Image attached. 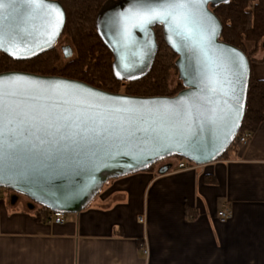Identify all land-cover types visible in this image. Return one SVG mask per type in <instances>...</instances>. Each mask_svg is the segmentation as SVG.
Masks as SVG:
<instances>
[{
	"label": "water",
	"instance_id": "water-1",
	"mask_svg": "<svg viewBox=\"0 0 264 264\" xmlns=\"http://www.w3.org/2000/svg\"><path fill=\"white\" fill-rule=\"evenodd\" d=\"M229 1L204 0L187 24L140 26L133 13L159 0H114L99 15L98 33L123 81L151 69L155 28L162 27L185 87L172 97L109 93L63 77L0 74V188L51 212L74 214L108 181L162 160L179 157L198 166L218 161L239 135L251 78L248 57L220 40L222 23L211 9ZM47 2L62 13L56 29L46 10L3 0L0 53L28 60L57 45L66 14L59 2Z\"/></svg>",
	"mask_w": 264,
	"mask_h": 264
},
{
	"label": "crops",
	"instance_id": "crops-1",
	"mask_svg": "<svg viewBox=\"0 0 264 264\" xmlns=\"http://www.w3.org/2000/svg\"><path fill=\"white\" fill-rule=\"evenodd\" d=\"M251 76L264 80V41ZM253 133L228 158L193 170L172 172L168 158L112 179L61 225L6 190L0 264H264V122ZM224 208L232 218L221 222Z\"/></svg>",
	"mask_w": 264,
	"mask_h": 264
},
{
	"label": "trees",
	"instance_id": "trees-1",
	"mask_svg": "<svg viewBox=\"0 0 264 264\" xmlns=\"http://www.w3.org/2000/svg\"><path fill=\"white\" fill-rule=\"evenodd\" d=\"M54 1L62 5L66 14V24L60 39L66 37L70 40L71 44L68 47L71 54L66 57L64 51V57L72 60L65 66H60L58 64L60 55L56 46L28 60H15L0 53V74L24 72L63 77L84 82L109 93L137 97H172L184 90L176 65L178 55L167 44L161 26L155 28L158 49L151 69L140 78L123 81L115 75L113 53L97 30L99 15L114 0ZM211 9L222 23L220 40L240 49L252 65L260 44L264 41V0H230ZM172 73L178 75L174 91L169 89ZM122 83L125 85L122 86ZM263 122L264 80H257L251 76L246 111L239 135L255 132ZM240 148L241 144L237 137L220 159L228 158L233 151ZM41 209L48 210L43 207Z\"/></svg>",
	"mask_w": 264,
	"mask_h": 264
},
{
	"label": "snow or ice",
	"instance_id": "snow-or-ice-1",
	"mask_svg": "<svg viewBox=\"0 0 264 264\" xmlns=\"http://www.w3.org/2000/svg\"><path fill=\"white\" fill-rule=\"evenodd\" d=\"M14 4H23L25 7L46 10L51 19L49 26L58 28L62 23V13L56 5L48 3L47 0H12ZM204 0H159V3L140 5L133 15L140 26L163 21L165 23L182 22L187 24L193 16L199 15L195 8ZM3 0H0V4ZM192 10V11H188ZM3 44V34L0 33V46Z\"/></svg>",
	"mask_w": 264,
	"mask_h": 264
},
{
	"label": "built area",
	"instance_id": "built-area-1",
	"mask_svg": "<svg viewBox=\"0 0 264 264\" xmlns=\"http://www.w3.org/2000/svg\"><path fill=\"white\" fill-rule=\"evenodd\" d=\"M253 132H246L242 135H238L239 142L241 146H246L250 143L253 138ZM175 162V167L172 172H181V171H188L198 168V165L194 164L193 162L188 161L187 159L172 157ZM8 190L5 188H0V199L3 197L4 192ZM219 220L221 222H226L232 218V212L228 208H224L223 210L219 211L217 214ZM65 221V214L63 212H51V215L48 217V223L52 225H61ZM140 222H143V218L140 219ZM148 252L147 250L145 251Z\"/></svg>",
	"mask_w": 264,
	"mask_h": 264
},
{
	"label": "rangeland",
	"instance_id": "rangeland-1",
	"mask_svg": "<svg viewBox=\"0 0 264 264\" xmlns=\"http://www.w3.org/2000/svg\"><path fill=\"white\" fill-rule=\"evenodd\" d=\"M69 44H71L70 40L68 38H62L60 39V41L57 43L56 48L57 51L60 55V60H59V65L60 66H65L68 62H70L72 59H65L64 57V51L69 48ZM261 46V44H260ZM177 82H178V75H175L174 73H172L170 81H169V89L170 91H174L176 86H177ZM125 83H122V86H124ZM122 93H124V88H122Z\"/></svg>",
	"mask_w": 264,
	"mask_h": 264
}]
</instances>
